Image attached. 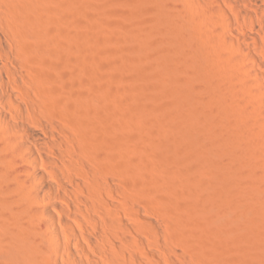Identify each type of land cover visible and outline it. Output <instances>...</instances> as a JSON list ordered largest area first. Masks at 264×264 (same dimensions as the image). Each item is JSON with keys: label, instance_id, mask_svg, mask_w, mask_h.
<instances>
[{"label": "bare ground", "instance_id": "obj_1", "mask_svg": "<svg viewBox=\"0 0 264 264\" xmlns=\"http://www.w3.org/2000/svg\"><path fill=\"white\" fill-rule=\"evenodd\" d=\"M185 2L229 45L218 76L221 122L228 124L221 132L232 143L230 161L243 159L249 177L240 173L228 184L237 209L256 205L264 213V0ZM72 18L68 0H0V264H202L179 249L155 198L151 165H121L132 150L116 149L120 132L103 128L100 108H78L86 89L73 73V46L78 40L86 53L90 46L67 26ZM240 18L251 21L254 36L239 31ZM104 87L87 92L93 103ZM106 135L116 140L113 152L104 151ZM124 172L145 177L139 192ZM244 223L249 232L252 222ZM209 259L203 251L202 261Z\"/></svg>", "mask_w": 264, "mask_h": 264}, {"label": "rangeland", "instance_id": "obj_2", "mask_svg": "<svg viewBox=\"0 0 264 264\" xmlns=\"http://www.w3.org/2000/svg\"><path fill=\"white\" fill-rule=\"evenodd\" d=\"M68 1L73 23L67 26L76 39L86 38L90 46L87 53L78 40L73 46L71 62L79 70L73 73L86 89L77 96V106L87 113L100 108L103 128L119 131L123 139L119 138L122 147L118 148L116 140L106 135L104 151L130 148L131 157L126 153L119 159L121 165H151L152 181L161 187L159 192L156 187L155 198L167 211L152 204L153 212L161 210L170 217L181 251L202 264H264L259 237L264 213L255 204L245 213L237 209L232 196L236 192L228 184L234 176L244 173L248 178L249 173L247 163L242 167L243 159L232 164V143L221 132L227 123L221 122L218 91L224 84L218 76L221 53L230 52L223 33H213L214 24L207 20L205 24L202 11L191 9L186 0ZM227 10L234 19L235 13L238 16ZM240 21L239 31L252 36L247 29L251 21ZM97 84L105 86L98 104L87 94ZM231 129L240 132L238 126ZM133 174L124 172L123 177L133 178L132 190L139 192L145 177ZM243 221L252 222L249 232L242 231ZM203 251L211 259L202 261Z\"/></svg>", "mask_w": 264, "mask_h": 264}]
</instances>
